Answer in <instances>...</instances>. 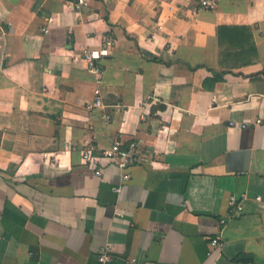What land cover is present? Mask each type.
Segmentation results:
<instances>
[{"label": "crops", "instance_id": "crops-1", "mask_svg": "<svg viewBox=\"0 0 264 264\" xmlns=\"http://www.w3.org/2000/svg\"><path fill=\"white\" fill-rule=\"evenodd\" d=\"M208 1L0 0V264H264V0Z\"/></svg>", "mask_w": 264, "mask_h": 264}, {"label": "built area", "instance_id": "built-area-1", "mask_svg": "<svg viewBox=\"0 0 264 264\" xmlns=\"http://www.w3.org/2000/svg\"><path fill=\"white\" fill-rule=\"evenodd\" d=\"M76 8H81L83 6H86L88 4L87 0H78L77 2L74 3ZM202 5L205 7H213V4L210 3L208 0H202ZM103 54V51L98 54L97 57H101ZM86 59L89 61L90 69L95 72L97 75V83L99 86H101L102 81H103V67L97 63L96 61V55L93 52L90 51H85L84 53ZM96 97L93 102V104L90 107L93 106H99L103 104V98L101 94L100 87H98L95 90ZM98 149L97 145L95 144H85L82 146L81 151H82V156L85 161H90L93 159V152ZM103 155L107 158H110L112 160H116L119 166L124 169L129 166V164L137 157H140L141 155V149L140 145L137 142H133L129 147H124L121 141L116 140L115 142L112 143V145L103 150ZM99 173V172H98ZM124 179H128L130 177L129 173H125L123 175ZM230 205L232 206L231 208V215L232 216H237L239 215L243 209V203L239 200V198L235 195L230 197ZM226 218L221 219V223L225 224L226 223ZM213 248H219L220 247V242L218 238H214L211 242ZM211 253V252H210ZM112 254L110 252V245H106L101 249L100 252V260L104 262H109L112 260Z\"/></svg>", "mask_w": 264, "mask_h": 264}, {"label": "trees", "instance_id": "trees-1", "mask_svg": "<svg viewBox=\"0 0 264 264\" xmlns=\"http://www.w3.org/2000/svg\"><path fill=\"white\" fill-rule=\"evenodd\" d=\"M71 1L77 2L78 0H71ZM87 1H88V0H87ZM220 32H221V28H220Z\"/></svg>", "mask_w": 264, "mask_h": 264}]
</instances>
